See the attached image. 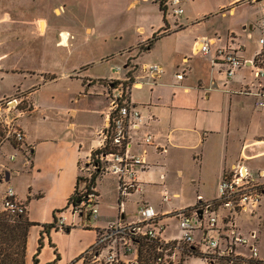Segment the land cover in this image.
<instances>
[{
  "label": "crops",
  "instance_id": "0c3cea01",
  "mask_svg": "<svg viewBox=\"0 0 264 264\" xmlns=\"http://www.w3.org/2000/svg\"><path fill=\"white\" fill-rule=\"evenodd\" d=\"M126 1L127 9L133 10L141 2L148 3L153 0ZM161 1L153 2L157 4L164 24L161 22L157 26H152L150 35L139 42L137 49H131L132 51L126 54L120 52V49L115 51L121 58L126 55L124 67H117L121 68V72L108 66L110 60L106 58L116 56L112 52L102 55L97 61L88 59L74 64L76 62L74 55L79 49L77 45H70L66 39L64 43L58 44L60 48L66 50V60L61 71H42L38 80L32 77L27 83L28 80L24 79L26 85L21 82L14 91L0 96L1 101L15 94L17 90L29 91L34 103V110L21 119L27 144L32 152L31 162L27 163L21 158L14 162L10 161L9 154L12 152L10 147H5L0 153V175H4L3 179L0 177V185L7 184L8 188H14L17 199L27 206V217L37 224L30 230L26 264H34V256L38 252L41 237L44 245L39 255V264H83L78 258L95 245L99 231L105 230L119 220L124 223L137 221L129 219V203L139 208L143 204L153 207L166 224V221L173 220L169 213L193 206L197 203L198 195L206 200L218 197L221 181L236 165H241L243 169L256 176L264 174V107L258 108L254 97L239 93L243 89L255 90L260 86L253 77L251 62L257 59L262 50L259 44L262 20L252 18L249 5L264 0H251L248 4L246 0H231L220 6L221 11L218 15L222 18L229 15L237 17V24L242 30H229L226 37L218 34L202 37L223 40L212 47L210 56L198 52L196 43L201 39L198 38L193 40L190 53L182 55L180 64L176 56L181 52H178L175 45L172 63H142L141 57L155 52L164 39L177 36L189 27L183 26L175 32L161 36L153 46L148 45L155 35L165 32L169 25L177 21L181 24L186 14V6L196 0H190L185 4V14L178 19L161 9ZM244 5L249 8L238 13ZM203 20L207 21L209 17L204 16ZM203 20L197 24H201ZM184 21L189 23L188 16ZM2 22H5L4 18H0V23ZM42 22L45 23V28H42L44 33L47 30V22L45 20ZM257 28L259 32L261 31L259 39L250 44L248 40L254 39V31ZM145 30V26L140 24L137 26L139 35ZM84 31L91 37L98 34L96 29L90 26H86ZM121 31L122 29H118L109 34L112 37L121 36L123 34ZM227 46L246 62L233 78L226 76L224 68L219 63H213L217 58V49ZM3 48H0V51ZM11 53L10 48L7 50L5 48L3 55H0V71L16 72L17 69L6 64ZM193 56H200L203 59L194 61ZM133 61L136 66L132 65ZM150 64L161 65L164 74L155 78L150 76L144 70L145 66ZM111 72H114L116 77ZM180 73L185 75L183 80L176 78ZM59 81H70L68 84L70 87L66 92L46 90ZM112 81L129 86L130 103L141 111L146 123L144 130L154 134L155 143L167 147L168 152L159 154L155 148L150 149L149 168L140 175L142 193L131 195L122 204L117 179L110 175L101 176L96 180L100 197L99 217L88 218L89 213L73 215L68 205L79 186L81 166L87 164L91 156L100 149L102 132L109 125L108 91L113 87L109 84L114 85ZM77 84L80 85L72 88ZM145 88L150 89L151 93L146 92L139 100H134L133 91H143ZM166 89L172 91L168 92ZM176 89H181L183 93L178 95ZM218 107H221L220 110ZM140 140V136H136V143H140L138 142ZM134 150L138 153L141 148L135 145ZM173 155L175 160L177 158L184 161L189 157L195 163V174H190L187 180L195 186L196 197L178 205L175 199L182 196L174 193L173 184L169 183L173 173ZM178 166L176 174L178 178L184 180V167ZM105 184L108 188H113L109 189L110 192L117 193L109 207L103 203L107 195ZM206 185L214 190V195L202 193L201 188L207 187ZM164 192L172 196L168 203L162 201ZM60 216L66 218V228H70V231L59 228L45 230V225L54 223ZM245 223L238 224L242 234L249 235L257 231L255 228H246ZM164 239L172 240L173 237L165 235Z\"/></svg>",
  "mask_w": 264,
  "mask_h": 264
},
{
  "label": "built area",
  "instance_id": "2783aa9c",
  "mask_svg": "<svg viewBox=\"0 0 264 264\" xmlns=\"http://www.w3.org/2000/svg\"><path fill=\"white\" fill-rule=\"evenodd\" d=\"M189 1L166 0V12L178 19L185 14V4ZM182 27L177 21L169 25L165 33L175 32ZM222 41V38H201L196 47L199 53L210 56L212 47ZM259 44L262 50L251 65L260 86L255 90L243 89L239 93L254 97L257 107L263 108L264 18ZM213 63H219L228 78H233L246 64L229 46L217 49V58ZM144 70L154 78L164 74V68L159 64H150ZM117 71L122 70L117 68ZM184 77L183 73L176 75L178 80H183ZM112 83L114 85L109 84L113 87L108 91L109 125L102 132L100 149L84 167L81 166L82 173L86 170L83 189H79L81 201L77 206L73 201L68 205L73 215L89 213L95 219L99 217L100 197L97 188L91 187L90 191L86 189L94 175L115 177L120 199L124 204V200L131 195L143 192L140 175L149 168L150 149L155 148L159 154L168 152L167 147L155 143L154 134L144 130L146 123L141 111L130 103L129 86L121 82ZM33 110L34 103L29 91L17 90L12 96L0 101V150L10 147L12 152L9 160L12 162L18 158L31 162L32 152L27 144L21 119ZM136 136H140V143H136ZM135 145L141 148L140 152L134 150ZM88 165L92 166V170ZM218 191V197L213 200H206L198 195L197 203L193 206L169 213L177 220L179 229V235L172 240L164 239L166 224L161 215L153 207L143 204L139 208L140 218L136 222L124 223L119 220L101 231L94 245L100 250L98 260L136 263L139 243L146 240L156 244V264H187L192 257L199 258L202 264H264V258L260 256L258 231L244 235L239 231L237 223L240 216L260 219L264 215V174L256 176L241 165H236L225 174ZM162 198L164 203L172 200L168 192H164ZM1 212L11 216L27 215L26 204L17 199L12 187L5 192ZM57 227H67L64 216L58 217ZM196 233L200 235L198 240L195 239ZM130 256L134 260H125Z\"/></svg>",
  "mask_w": 264,
  "mask_h": 264
},
{
  "label": "rangeland",
  "instance_id": "374dc122",
  "mask_svg": "<svg viewBox=\"0 0 264 264\" xmlns=\"http://www.w3.org/2000/svg\"><path fill=\"white\" fill-rule=\"evenodd\" d=\"M153 1L160 2V0ZM153 1L148 3L141 2L138 7L129 10L126 7V0H0V18L5 19V22L0 23V48L4 47L1 49L0 55H3L5 48L6 50L10 48L12 53L6 60V64L17 69L15 73L0 71V96L14 91L19 83L25 81L24 79L28 80L27 83L32 77L34 80H38L39 75L43 73L42 71H61V67L66 60V50L60 48L58 44L64 43L66 39L70 45H77L79 49L74 55L76 60L74 64L82 60L88 61V59L97 61L102 55L107 53L116 54L115 51L119 49L120 52L125 54L128 51H132L131 49H137L139 42L150 35V28L163 22L161 21L157 4ZM229 1L231 0H196L194 3L188 4L181 25L189 27L177 36L164 39L155 52L142 56L140 62L172 63L173 45H175L178 52H181V54L176 56L180 64L182 55L190 53L193 40L204 36H215L216 34L226 37L229 30H242L241 26L237 24V17L229 15L227 18H222L221 15H218L221 11L220 6L227 4ZM245 2L248 4L251 3V0H246ZM249 7L253 19L262 20L264 18V1L249 5ZM249 7L244 5L241 10L239 9L238 13L246 11ZM61 11L62 14H60ZM186 16H188L189 23L184 21ZM204 16H208L209 20H203ZM42 20L47 22V30L44 33L42 28H45V23H41ZM201 20L203 22L197 24ZM139 24L145 26L146 29L140 35L137 31ZM86 26L95 28L98 34L93 37L87 35L84 31ZM118 29L123 31L121 36H110L111 34L109 33ZM107 32L108 36L106 38ZM260 33L261 31L259 32L257 28L254 31V39H249L248 42L250 44L255 43L259 39ZM168 34L170 33L163 31L159 36ZM125 56L121 58L116 54L114 57L106 58V60H110L108 66L112 67L113 70L119 66L124 67ZM192 59L201 61L203 58L193 56ZM133 63L132 65L136 66L135 61ZM111 74L116 77L114 72H111ZM69 82L59 81L57 84L55 83L48 87V89L46 88V90L66 92L67 88L70 87L68 86ZM24 83L26 85V82ZM74 84L76 83L74 82ZM79 85H73L72 88H77ZM166 90L168 92L172 91L171 89ZM146 92L151 93L150 89L148 90L147 88L143 91H133V99L139 100ZM176 93L181 95L183 92L181 89H176ZM214 97L215 93L213 99ZM220 108L218 107L217 109L220 110ZM97 123H100V121H97ZM6 150L8 149L6 148ZM1 152H3V149L0 150ZM173 160V173L170 176L169 183L173 184V192L182 196L180 199H175V203L178 205L187 203L196 197L195 186L187 180L190 178V174H195V163L189 157L181 161L177 158L175 160L173 155ZM178 165L184 167V180L183 178H178L176 174ZM87 167L92 170L91 165ZM85 175L86 170L81 174L83 181ZM3 176L2 174L0 175L1 179H3ZM83 181H81L79 189H83ZM104 187L105 190L107 189V195H105L103 203L108 206L114 202L117 193L116 191L110 192L113 188H108L107 184ZM7 188V184L0 185V211L2 210L3 198ZM201 191L205 195H214V190L209 188V186L201 188ZM128 206L129 219L138 220L140 218L139 206L133 203H129ZM237 222L239 225H243V222H246V228L251 227L258 231L260 256L264 258V215L260 219L241 216L237 218ZM165 235L166 237L179 235L178 223L174 219L166 221ZM199 238V233H196L195 239L198 240ZM125 260H134V258L130 256ZM187 264H202V261L197 257H192Z\"/></svg>",
  "mask_w": 264,
  "mask_h": 264
},
{
  "label": "trees",
  "instance_id": "16d2710c",
  "mask_svg": "<svg viewBox=\"0 0 264 264\" xmlns=\"http://www.w3.org/2000/svg\"><path fill=\"white\" fill-rule=\"evenodd\" d=\"M161 9L166 11V2L161 1ZM161 36L155 35L152 40L148 42L149 47L153 46L154 42L160 39ZM98 176L94 175L91 183L86 187L90 191L91 187H96ZM83 181L81 176L79 179V186L70 201H73L77 206L81 201L79 197V187ZM37 225L29 220L27 215L11 216L5 212L0 211V264H26L27 262V247L31 228ZM58 229L57 220L49 225H45V230ZM66 231H70V228H64ZM101 231H99V234ZM43 237L39 241L38 252L34 256V264H39V255L43 248ZM139 257L136 263L129 264H156L157 259V247L155 243L149 241H141L138 246ZM100 250L94 245L85 251L78 261H82L83 264H126L125 262L109 263L105 260H98ZM56 264V263H53Z\"/></svg>",
  "mask_w": 264,
  "mask_h": 264
},
{
  "label": "water",
  "instance_id": "95a60500",
  "mask_svg": "<svg viewBox=\"0 0 264 264\" xmlns=\"http://www.w3.org/2000/svg\"><path fill=\"white\" fill-rule=\"evenodd\" d=\"M91 216V214H89L88 218Z\"/></svg>",
  "mask_w": 264,
  "mask_h": 264
}]
</instances>
